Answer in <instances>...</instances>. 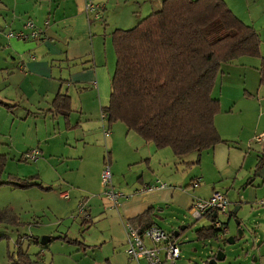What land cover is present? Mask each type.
<instances>
[{
  "label": "crops",
  "instance_id": "1",
  "mask_svg": "<svg viewBox=\"0 0 264 264\" xmlns=\"http://www.w3.org/2000/svg\"><path fill=\"white\" fill-rule=\"evenodd\" d=\"M93 1L102 7L100 19L86 16V0H0V153L6 155V164L9 160L23 161L24 153L37 149L39 154L34 160L36 181L31 183H39L42 187L56 182L57 188H61L58 196L69 199V192L75 193L72 183L77 175L85 176L92 162H96L95 172L99 179L105 157L109 158L114 169L116 151L122 153L128 169L137 168V171L124 184L118 180V185H115L125 195L118 208L106 207L114 211L115 216H111L109 221L116 231L110 237L123 249L125 260L122 264H134L124 251L126 232L123 220L135 221L136 217L151 210L148 218L151 225L162 228L176 241L181 233L177 236L174 233H183L189 225L186 214H189L193 200L208 198L214 190L222 189L229 201L224 214H231L232 204L238 208L237 212L249 207L253 217L252 229L258 227L263 231L261 236L258 235L259 229L252 231L255 240L262 241L264 160L256 171L255 166L264 153V139L257 141L255 137L264 134V87L260 83L249 86L248 76H245L243 91L236 90L228 105L222 96H217L220 111L214 117V124L226 143H219L223 145L221 148H215L217 144L206 153L213 155V166L222 178L209 183L206 194L196 195L194 189L192 193L183 191L179 181L184 182L185 174L179 170L182 167L180 163L188 166L186 163L194 159L189 161L188 156L179 159L170 147L157 148L128 130L123 123L109 125L101 116L110 101L111 78L115 69L112 30L127 28L144 14L160 9L162 0ZM225 1L243 22L256 29L260 37V55L264 58V0ZM27 21H32L40 32L38 38L21 40L7 36L9 32H28ZM256 60L253 68L258 70L261 58ZM60 93L67 94L71 100L72 111L68 121L56 113L52 105ZM219 154H226L221 164L218 163ZM190 155L196 158V154ZM87 161L91 162L90 165ZM43 170H50L53 180L48 181L42 174ZM202 178L200 175L187 185L195 188ZM158 180L170 186L142 189ZM34 186L38 185L22 188ZM237 186L239 189L235 188ZM76 187L78 191L87 193L92 190L85 182ZM230 193L234 195V203L232 198L229 199ZM92 207L97 209L96 202ZM214 212L204 215L210 220L208 226H213L214 220H220L219 212L215 217ZM180 224L185 226L183 230H180ZM197 239L212 240L198 236ZM166 263L169 261L162 259V264ZM105 264L121 262L113 257L106 259ZM140 264L146 262L141 260Z\"/></svg>",
  "mask_w": 264,
  "mask_h": 264
},
{
  "label": "trees",
  "instance_id": "2",
  "mask_svg": "<svg viewBox=\"0 0 264 264\" xmlns=\"http://www.w3.org/2000/svg\"><path fill=\"white\" fill-rule=\"evenodd\" d=\"M111 39L116 60L110 101L102 110L106 121L123 123L157 148L170 147L179 159L196 154L187 165L198 164L203 151L226 143L214 124L220 100L212 93L222 65L244 56L261 58L259 83L264 87L258 32L225 0H162L160 9L140 17L133 26L113 29ZM52 105L68 121L70 97L57 94ZM263 160L264 153L255 171ZM5 164L6 155L0 153V177ZM6 183L41 187L26 180L0 179V185ZM150 211L131 221L140 233L152 226ZM219 234L214 226L196 230L202 239L217 240ZM13 262L38 264L21 251Z\"/></svg>",
  "mask_w": 264,
  "mask_h": 264
},
{
  "label": "rangeland",
  "instance_id": "3",
  "mask_svg": "<svg viewBox=\"0 0 264 264\" xmlns=\"http://www.w3.org/2000/svg\"><path fill=\"white\" fill-rule=\"evenodd\" d=\"M240 1L244 2V0ZM133 25L134 22L127 28ZM256 61L255 57L244 56L239 60L224 63L222 72L216 78L213 96L220 95V98L222 96L224 103L228 105L231 95L236 90L243 91L245 76H248L249 86L259 84L258 70L253 68ZM222 146L219 144L215 148ZM210 150L212 149L207 151ZM217 152L219 153V151ZM202 154L203 160L199 164L185 166L180 163L182 167H179V170L182 169L181 172L185 174L184 182L179 181L183 185V191L190 190L189 193H192L194 189L196 195L206 194L209 191V183H216L215 179L222 178L219 171L213 166V155L207 154L206 150ZM187 158L189 161L195 160L193 155H188ZM225 158L226 154H222V156L219 154L218 163H223ZM87 162V165H90L91 162ZM51 169L53 170V167ZM114 169L111 167L112 173H114L112 183L115 188V185H118V180H122V184H124L126 179L129 180L137 171V168H133L132 171L128 169L127 160L118 151H116ZM95 170L96 162H92L85 176L77 175L75 179L72 176L75 193L69 192V199L58 196L61 188H57L56 182H49L42 187L29 188L17 187L12 183L0 185V212L4 218L0 221V264H14L13 259L17 258L19 251L28 254L31 260L37 261L38 264H105L106 259L113 257L118 258L122 264L125 260L123 249L110 237L116 231L114 225L109 221L111 216H115L113 210L116 209H106L109 203L102 195L100 176L98 179ZM36 172L37 166L34 161L9 160V163L3 167L0 179L5 182L25 180L31 182L36 181ZM42 174L49 179L48 181L53 180L50 170H43ZM200 175L203 178L202 182H199V186L193 188L192 185H187L189 181L195 180ZM240 176L241 174L238 175V178ZM84 182L92 189L91 192L78 191L76 186L83 185ZM50 184H52V189H50ZM60 184L63 182L61 181ZM235 188L239 189V186ZM228 196L231 199L234 195L230 193ZM233 199L232 203L235 201ZM94 202H96L97 209L92 207ZM234 208L232 204L231 211ZM186 216L187 224L192 226L184 230L176 239V243L181 249L182 258L174 264H209L219 250L223 251L225 258L217 261L216 264H264V238L260 242L255 240V234L252 231L255 228L259 230L261 228L252 229L253 217L248 206L239 210L235 217L231 214L218 213L220 221L227 224V231L219 234L217 240L202 241L197 239L195 230L202 226H208L210 224L208 217L203 216L196 220L190 214H186ZM235 219L241 221L240 227L244 236L233 244H228L227 238L237 233ZM193 225L196 226L193 227ZM262 232L260 230L257 234L261 236ZM43 237H50V240L41 245L40 239ZM111 255L113 257H109ZM255 258L256 260H254Z\"/></svg>",
  "mask_w": 264,
  "mask_h": 264
},
{
  "label": "built area",
  "instance_id": "4",
  "mask_svg": "<svg viewBox=\"0 0 264 264\" xmlns=\"http://www.w3.org/2000/svg\"><path fill=\"white\" fill-rule=\"evenodd\" d=\"M85 13L90 19H99L102 16V7L94 3L93 0H86ZM28 32H9L8 37H16L21 40L28 38L36 39L40 36V32L36 29L32 21H27L25 24ZM101 116L105 119V114ZM264 134L257 135L255 140L263 141ZM38 150L32 149L24 154V159L29 161L36 160ZM100 184L102 187V195L108 201V208H118L120 200L125 197L124 193L115 188L112 183V170L108 157L105 158L100 174ZM169 186L166 182L156 181L150 186H144L142 189L165 188ZM229 207V201L220 190H214L208 198H197L193 200L189 207V214L192 218L198 220L207 212H225ZM123 225L126 232L125 254L129 261L134 264H140L144 260L146 264H162V259L169 262H175L181 256L179 245L174 239H171L168 233L162 228L152 225L140 233L138 227L134 226L130 220H123ZM213 226L220 230V235L227 230L224 224L216 219ZM98 264V263H94Z\"/></svg>",
  "mask_w": 264,
  "mask_h": 264
},
{
  "label": "water",
  "instance_id": "5",
  "mask_svg": "<svg viewBox=\"0 0 264 264\" xmlns=\"http://www.w3.org/2000/svg\"><path fill=\"white\" fill-rule=\"evenodd\" d=\"M238 208L235 207L233 211H231V214L235 217L237 213ZM216 216V212H214V217ZM236 225H237V233L235 236H230L227 238L226 242L228 244H233L236 240H239L244 236V232L242 228L240 227L241 221L238 219H235ZM224 224V223H223ZM224 226L227 228V224H224ZM185 226H180V230H183ZM178 232H175L174 235L177 236ZM50 240V237H43L40 239V244L44 245ZM216 240V239H215ZM215 258L212 259L209 264H216L217 261L223 260L225 258V255L222 250H219L217 254L214 256Z\"/></svg>",
  "mask_w": 264,
  "mask_h": 264
}]
</instances>
